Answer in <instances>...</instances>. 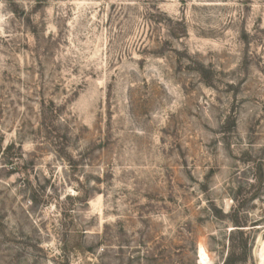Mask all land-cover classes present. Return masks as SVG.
<instances>
[{
    "label": "rangeland",
    "instance_id": "rangeland-1",
    "mask_svg": "<svg viewBox=\"0 0 264 264\" xmlns=\"http://www.w3.org/2000/svg\"><path fill=\"white\" fill-rule=\"evenodd\" d=\"M264 0H0V264H264Z\"/></svg>",
    "mask_w": 264,
    "mask_h": 264
},
{
    "label": "trees",
    "instance_id": "trees-1",
    "mask_svg": "<svg viewBox=\"0 0 264 264\" xmlns=\"http://www.w3.org/2000/svg\"><path fill=\"white\" fill-rule=\"evenodd\" d=\"M234 259H229L225 264H233Z\"/></svg>",
    "mask_w": 264,
    "mask_h": 264
},
{
    "label": "bare ground",
    "instance_id": "bare-ground-1",
    "mask_svg": "<svg viewBox=\"0 0 264 264\" xmlns=\"http://www.w3.org/2000/svg\"><path fill=\"white\" fill-rule=\"evenodd\" d=\"M259 253V252H258ZM258 256L261 258V259H264V255L263 254H258Z\"/></svg>",
    "mask_w": 264,
    "mask_h": 264
}]
</instances>
